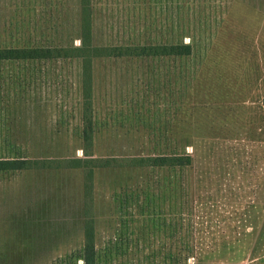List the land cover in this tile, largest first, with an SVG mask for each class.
<instances>
[{
  "label": "rangeland",
  "instance_id": "1",
  "mask_svg": "<svg viewBox=\"0 0 264 264\" xmlns=\"http://www.w3.org/2000/svg\"><path fill=\"white\" fill-rule=\"evenodd\" d=\"M93 31L103 46L195 44L188 91L165 63L96 64V157L170 152L186 138L194 157L178 185L182 219L165 216L179 222L172 238L137 209L118 213L117 192L144 198V172L97 171V248L124 246L115 264L163 263L188 248V264H264V0H93ZM80 44L79 0H0V46ZM80 70L44 62L30 83L12 67L0 81V142L34 162L0 172V264H83L84 172L65 166L84 158Z\"/></svg>",
  "mask_w": 264,
  "mask_h": 264
},
{
  "label": "trees",
  "instance_id": "2",
  "mask_svg": "<svg viewBox=\"0 0 264 264\" xmlns=\"http://www.w3.org/2000/svg\"><path fill=\"white\" fill-rule=\"evenodd\" d=\"M80 3V46H51V45H22V46H0V81L4 83L5 69L12 67L16 69L13 75L16 77L26 75L30 83V74L34 71L35 65L44 62L66 61L80 65L79 94L81 105V123L78 128L79 137L82 140L84 158L70 159L65 164L71 169L82 168L84 172L85 189V226L84 244L82 251L83 264H115L114 258L119 257L124 249L120 243L110 244L105 250L97 248L95 236V217L92 213L95 206V174L97 171L106 169L135 170L145 173L147 177L148 191L141 199L136 190L123 189L114 195L118 203L120 215L137 209V216H146L147 220L155 230H170L171 238L178 232V223H174L172 216L168 223L166 213L180 216L184 214L186 204L183 191L179 193V183L186 172L194 168V157L187 153L188 146H192L189 138L181 142L180 149L170 152H153L148 155L132 157H96L95 136L98 130L96 119L94 93H95V67L101 60H132L151 63H165L169 67L168 73L173 70L179 71L183 76L182 83L187 91L191 87L190 61L194 56L195 44L193 43H162V44H132L103 46L94 43L93 31V0H79ZM11 80L18 86V81ZM19 80V78L17 79ZM32 82V80H31ZM264 103V99H263ZM2 104L0 98V105ZM168 139H166V146ZM154 146L163 148L162 141L155 140ZM21 154V148L12 145L9 141L0 142V172L24 170L33 167L34 162L25 159ZM152 184V185H151ZM163 188L161 195L157 194L151 186ZM137 188H139L137 186ZM135 188V189H137ZM175 212L172 210L173 199ZM170 206L169 210L163 209V204ZM174 205V204H173ZM145 220V221H147ZM181 222V221H180ZM128 226V225H127ZM117 241V240H116ZM191 248L184 249L183 253L176 255L172 251L167 252L163 263L156 264H188Z\"/></svg>",
  "mask_w": 264,
  "mask_h": 264
}]
</instances>
